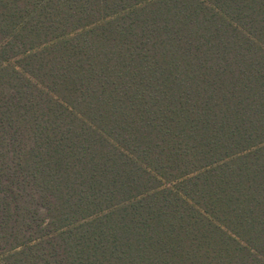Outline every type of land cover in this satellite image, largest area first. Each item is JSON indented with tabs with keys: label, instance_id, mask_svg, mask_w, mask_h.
I'll return each mask as SVG.
<instances>
[{
	"label": "trees",
	"instance_id": "obj_1",
	"mask_svg": "<svg viewBox=\"0 0 264 264\" xmlns=\"http://www.w3.org/2000/svg\"><path fill=\"white\" fill-rule=\"evenodd\" d=\"M0 264H264V0H0Z\"/></svg>",
	"mask_w": 264,
	"mask_h": 264
}]
</instances>
